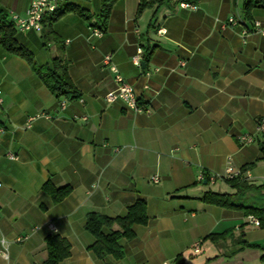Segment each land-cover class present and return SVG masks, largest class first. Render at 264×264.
<instances>
[{
	"label": "crops",
	"instance_id": "obj_1",
	"mask_svg": "<svg viewBox=\"0 0 264 264\" xmlns=\"http://www.w3.org/2000/svg\"><path fill=\"white\" fill-rule=\"evenodd\" d=\"M31 2L0 0V9L9 19L25 17ZM180 3L138 15L140 0H118L102 35L72 11L53 26L62 44L47 49L41 33L17 29V42L38 66L62 51L81 93L76 102L56 98L0 44V264H43L51 236L71 245L60 264H174L180 255L185 264H264V229L243 210L203 201L210 191H238L222 180L199 181L201 174L223 176L227 167L257 163L247 181L264 186V136L256 125L264 119V35L253 27L259 22L264 30V7L250 22L244 0H198L196 10ZM64 5L96 22L102 0H60ZM231 17L239 24L225 25ZM139 47L154 48L145 70L132 62ZM112 67L149 114L106 102L117 87ZM246 135L253 143L241 141ZM47 183L72 192L56 204L43 190ZM140 199L148 224L134 227V239H121L123 259L97 258L87 216L124 217ZM211 234L225 236L205 240Z\"/></svg>",
	"mask_w": 264,
	"mask_h": 264
},
{
	"label": "trees",
	"instance_id": "obj_2",
	"mask_svg": "<svg viewBox=\"0 0 264 264\" xmlns=\"http://www.w3.org/2000/svg\"><path fill=\"white\" fill-rule=\"evenodd\" d=\"M118 0H102L101 13L96 22H92L93 16L88 12L71 5L59 6L54 13L48 14L43 18L41 39L43 46L47 49L51 43L62 44L60 37L54 32L53 26L66 14L72 11L90 23L92 30H99L103 34L106 33L108 20L113 6ZM172 0H140L138 15H141L146 9L157 10ZM198 0H179V2H187L196 4ZM264 7V0H244L243 15L247 21H252V11L256 8ZM154 20V18H153ZM10 21L9 17L0 9V44L7 53L25 60L33 71L37 74L45 86L50 90L56 98H64L67 101H75L81 99V93L71 80L69 74V61L65 58L61 47L60 55L53 58L48 64L38 66L34 56L24 46L16 40L17 29ZM152 26V24H151ZM144 49L143 62L146 65L153 54L154 48L141 47ZM264 156V139L260 143ZM264 161V157H263ZM257 163H253L241 169L243 174L249 169H253ZM225 183L235 188L238 192L234 195L220 194L212 191L204 194L203 201L208 204L221 208H229L240 210L246 216H253L260 222L259 228L264 229V186L257 187L248 183L246 178H237L233 180H225ZM43 190L49 194L54 203L58 204L65 200L72 192L69 186L56 188L47 183L43 186ZM147 203L145 200H138L134 205L128 208L124 217H108L97 213H91L86 218L85 230L90 233L95 242L90 247V251L99 258L112 256L116 260L124 257L123 248L120 244L122 240H132L135 238L134 227L137 225L148 224ZM117 228V229H116ZM108 231V232H106ZM224 234H211L205 240L217 242L222 239ZM259 248V245H251ZM46 247L48 251V259L43 264H60L71 256V245L68 240L60 236H51L46 239ZM174 264H185L182 255L178 256Z\"/></svg>",
	"mask_w": 264,
	"mask_h": 264
},
{
	"label": "built area",
	"instance_id": "obj_3",
	"mask_svg": "<svg viewBox=\"0 0 264 264\" xmlns=\"http://www.w3.org/2000/svg\"><path fill=\"white\" fill-rule=\"evenodd\" d=\"M60 0H32L31 5L29 9L27 10L26 16L25 17H19L17 15H11V22L14 24L13 26L16 27V29L21 30V31H36V32H41L42 30V21L43 18L51 13H54L59 5ZM183 9H190V10H196L197 9V4L193 3H187V2H182L179 5ZM239 24L236 20V18H229L227 23L225 25L227 26H235ZM254 31L261 33L264 35V30L261 27V24L259 22H254L253 23ZM96 35H102L103 33L99 30H94ZM166 31L164 29H160L157 34L159 35H164ZM144 58V49L139 47L136 55L133 57V64L137 67H141V64L143 62ZM109 61V57L106 58V62ZM182 66H184V63H181ZM111 71L115 73L116 75V83L117 87L113 91L109 92L105 99L108 104H113L117 101H122L126 104V106L134 111V112H144L149 114L150 110L144 108L141 103L138 95L136 94L135 90L133 87L127 83L121 76H118V71L112 67ZM1 94V93H0ZM0 103H2V100L0 99ZM63 107L65 105L62 104ZM84 120H87L86 118ZM31 121V120H30ZM257 125V131L258 133L263 134L264 136V119L259 120ZM241 141L244 144H250L253 143V137L252 136H243L240 138ZM10 159H16V157L12 154L8 155ZM247 173L243 174L241 170H235L232 167H227L225 175H213V176H208L201 174L199 176V181H206L212 185H214L217 180H233L237 178H246L247 179ZM152 181L154 183L159 182V177L155 176L153 177ZM1 187V184H0ZM249 222L253 224L256 227L260 226L259 220L253 216H249ZM49 228L56 232L55 227L50 224ZM37 228H35L33 231H36ZM19 242L22 241V238L17 239ZM5 240H2L1 243L4 246L5 245ZM193 251L195 253L200 252V243H197L193 246ZM4 257H7V254H3ZM166 264V263H165Z\"/></svg>",
	"mask_w": 264,
	"mask_h": 264
},
{
	"label": "water",
	"instance_id": "obj_4",
	"mask_svg": "<svg viewBox=\"0 0 264 264\" xmlns=\"http://www.w3.org/2000/svg\"><path fill=\"white\" fill-rule=\"evenodd\" d=\"M146 66H147L146 63L145 62H142L141 68L145 70L146 69Z\"/></svg>",
	"mask_w": 264,
	"mask_h": 264
},
{
	"label": "rangeland",
	"instance_id": "obj_5",
	"mask_svg": "<svg viewBox=\"0 0 264 264\" xmlns=\"http://www.w3.org/2000/svg\"><path fill=\"white\" fill-rule=\"evenodd\" d=\"M216 190H217V188H216ZM189 252H190V251H189ZM189 252H187V255H189ZM187 257H188V256H187ZM197 257L200 258L199 255H198ZM193 262H194V260H191L189 263L193 264Z\"/></svg>",
	"mask_w": 264,
	"mask_h": 264
}]
</instances>
